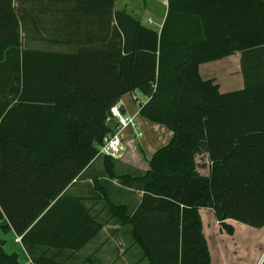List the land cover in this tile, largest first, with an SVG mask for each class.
<instances>
[{
    "label": "trees",
    "instance_id": "obj_1",
    "mask_svg": "<svg viewBox=\"0 0 264 264\" xmlns=\"http://www.w3.org/2000/svg\"><path fill=\"white\" fill-rule=\"evenodd\" d=\"M19 1L0 0V227L35 264H99L77 253L108 223L141 264H210L201 208L228 232V219L264 226V0H168L159 30L117 0H60L89 16V27L73 26L70 50L24 47ZM237 51L243 88L202 79V63ZM130 92L147 97L143 117L173 132L145 172L98 152ZM88 168L100 211L67 192ZM5 245L0 264H20Z\"/></svg>",
    "mask_w": 264,
    "mask_h": 264
},
{
    "label": "crops",
    "instance_id": "obj_2",
    "mask_svg": "<svg viewBox=\"0 0 264 264\" xmlns=\"http://www.w3.org/2000/svg\"><path fill=\"white\" fill-rule=\"evenodd\" d=\"M44 1L45 0L19 1V5L21 9L20 32H21V41L23 46L32 49L70 50L71 47L69 44L75 43L79 39L76 36L77 35L76 32H74L73 30V26L77 21L78 22L82 21L80 25L81 29H84L85 27H89V16H86V23H85V20H82V18L85 19L84 18L85 14L83 12L78 13L77 12L78 10L74 6V4L72 3L65 5L60 4V0H46V2ZM118 1L119 0H117L116 2L117 9H119ZM143 10L144 9L141 10L132 9L130 12L134 14L135 17L141 20L139 16L141 15L142 12H144ZM166 11H167V6H166ZM135 12L139 13V15L135 14ZM165 16H166V12H165ZM164 18L161 21L160 25L158 24L160 27L162 26ZM141 21L146 25H150V23L148 22V17L147 19ZM44 44L50 45L51 48H44ZM241 58H242V52L237 51L224 58L202 63L200 65V69L204 73L207 72L208 70H211L212 77L216 78L217 83L219 84L220 92H229L236 89H241L245 86V78L242 72ZM146 100L147 97L145 101ZM121 103L123 104V109L125 110V112L128 111L126 107V104H128V102L124 100L123 97L121 98ZM137 109L138 110L140 109V105L138 106ZM133 114L136 115V119L140 124H144L147 122V126L153 128L156 131H159L158 132L159 135L157 134V137L153 139L152 142L144 139L145 137L137 141L140 144V149L144 151L145 156L149 157L157 149V147L159 148L170 141V139L173 136V132L171 130L169 131V128L163 124L156 122H155L156 124L149 123L148 121L145 120L147 118L140 115L139 111L135 110ZM133 144H134V140H131L129 142V145H133ZM203 156L205 159V163H207L209 167V160L207 153L204 152ZM130 159L131 160H128L127 162L132 163L133 161L135 163L138 160V156L136 155V153L133 152ZM129 163H126L128 165L125 166L130 167L131 164ZM97 164H98L97 165L98 169L102 171L103 169L102 159L99 158L97 160ZM120 165L123 166V164L121 163ZM67 192L70 194L79 195L83 197L86 204L93 206L94 211L101 210L102 203L100 200L97 203H94V200L89 201V168L85 169L78 176V178L74 179L71 182V184L67 188ZM200 211L203 210L200 209ZM208 212L211 213V216H215L213 210H210ZM108 228L109 227H105L103 231L99 234V236L93 239L90 243H88L85 246V248H83L80 252L77 253V255L78 254L81 255L84 252L86 253V251H90L88 254L94 253L95 261L98 258L101 262H104V260L109 257L106 248L110 247L111 239L108 240V235H110L111 237L114 235L116 237L122 235L121 231L116 229L109 230ZM212 228H214V225L212 226ZM7 233L12 234L13 241L18 246H20L19 242L16 241L18 235L14 231H9ZM2 239H5L6 241L8 240L7 238H2ZM122 241L124 243V240ZM7 245L8 242H6L5 248L7 247ZM132 248H135V246L130 247V249ZM130 249L127 250L128 252L127 251L125 252L126 253L125 257L126 256L127 257L126 258L123 257L122 261L121 260L120 261L127 264H141L138 263L141 260V255L140 254L138 255L137 260L135 258H132L130 255L131 253ZM23 250L26 251L25 248ZM25 253L29 256L27 251ZM112 262L114 261L113 260L110 261V263Z\"/></svg>",
    "mask_w": 264,
    "mask_h": 264
},
{
    "label": "rangeland",
    "instance_id": "obj_3",
    "mask_svg": "<svg viewBox=\"0 0 264 264\" xmlns=\"http://www.w3.org/2000/svg\"><path fill=\"white\" fill-rule=\"evenodd\" d=\"M118 8H125L128 12L133 10H141L144 9L139 16L141 20L152 18L154 20V24H150L149 26L159 30L160 23L163 20L166 12V3L161 0H119ZM144 6V7H143ZM135 14L139 15V13ZM134 15V14H133ZM159 24V25H158ZM44 48H51L50 45L44 44ZM199 73L203 80H212L213 83H217L216 78L212 77L211 70L207 72H202L199 67ZM204 73V74H203ZM220 88V87H219ZM135 95L138 97V100L135 99ZM123 99L128 102L126 107L128 111H126L127 115H131L134 111H139L137 108L140 105V102L145 101L146 96L140 92L136 93H127L123 96ZM130 106V110L129 109ZM141 115V114H140ZM142 116V115H141ZM149 123H155L151 120L145 119ZM156 124V123H155ZM144 139L148 141H153L159 135V131L154 130L153 128L147 126V122L141 124ZM170 131V129H169ZM143 139V138H142ZM158 149V147H157ZM136 153L138 156V160L134 163L127 162L131 160V155ZM204 152L197 154L196 160L198 162V170L202 174H208L209 167L207 163H205V159L203 156ZM119 162L123 165H128L126 163L131 164L130 167L139 170L140 172H145L150 168V164L146 159L145 154L140 149V144L134 141L133 145L128 144V150L125 152L123 157L118 159ZM138 195V194H137ZM203 211H200L203 233L206 237L207 244L210 252V264H263L264 263V226L263 227H253L244 223H241L236 220L228 219L227 223L234 226V230L232 232L227 231V227L224 223H221L217 220L216 216H211V213L208 212L212 210L211 208H201ZM215 215V214H214ZM212 217V220H211ZM215 217V218H214ZM214 225V228L212 226ZM107 227L109 230L116 229L118 224L108 223ZM7 238L8 242L7 247L5 248L7 252L12 253L16 252L19 256L20 264H31L29 256L25 253L23 249V245L21 241L19 242L20 246H18L13 241V235L10 233H5L2 228L0 229V239ZM111 239L110 247L106 248L108 251L109 257L101 262L98 258L96 259V263H104V264H127L123 263L122 258L125 257V252L127 250V246L131 243V240L128 237H121L118 239L115 235H108V240ZM125 243H123V241ZM130 249V248H129ZM17 250V251H16ZM131 257L137 260L138 255H142L140 249L135 246V248L130 249ZM90 251H86V253H82L78 260L82 261ZM128 252V251H127ZM127 257V256H126ZM125 257V258H126ZM109 259V260H108ZM118 259V260H117ZM114 261L110 263V261ZM121 260V261H120ZM76 261V260H75ZM140 263V262H139ZM141 263H147L146 261H142Z\"/></svg>",
    "mask_w": 264,
    "mask_h": 264
},
{
    "label": "built area",
    "instance_id": "obj_4",
    "mask_svg": "<svg viewBox=\"0 0 264 264\" xmlns=\"http://www.w3.org/2000/svg\"><path fill=\"white\" fill-rule=\"evenodd\" d=\"M161 1L168 4V0ZM148 22L155 23L152 18H148ZM134 98L138 100L136 95ZM107 122L113 126V131L107 134L98 145V152L102 155L119 159L127 152L131 140L137 142L144 137L142 126L136 119V115H127L121 100L112 107ZM17 240L21 241V237L18 236ZM29 263L35 264L31 259Z\"/></svg>",
    "mask_w": 264,
    "mask_h": 264
}]
</instances>
